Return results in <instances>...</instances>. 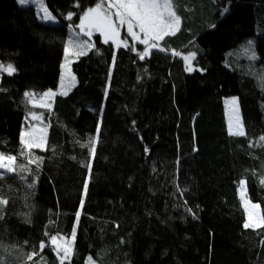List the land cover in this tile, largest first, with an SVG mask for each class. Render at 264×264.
Masks as SVG:
<instances>
[{
  "label": "trees",
  "instance_id": "trees-1",
  "mask_svg": "<svg viewBox=\"0 0 264 264\" xmlns=\"http://www.w3.org/2000/svg\"><path fill=\"white\" fill-rule=\"evenodd\" d=\"M45 1L57 22L0 0V64L16 69L0 71V153L16 157L0 176V264H58L48 246L27 259L57 234L70 264H264V228L244 227L240 198L246 181L264 214V0H179L180 30L144 60L126 33L128 48L94 34L71 63L75 87L42 108L25 93L58 89L67 42L99 2ZM232 96L243 137L228 134ZM32 113L44 149L22 143Z\"/></svg>",
  "mask_w": 264,
  "mask_h": 264
},
{
  "label": "snow or ice",
  "instance_id": "snow-or-ice-1",
  "mask_svg": "<svg viewBox=\"0 0 264 264\" xmlns=\"http://www.w3.org/2000/svg\"><path fill=\"white\" fill-rule=\"evenodd\" d=\"M19 4L25 5L29 0H18ZM79 6V5H77ZM41 11L43 13L42 19L46 21H54L56 17L51 11L41 2ZM179 0H99L94 7H89L83 13L80 18V23L76 27L80 30L79 34L89 39H77L73 41L68 40V45L75 49L73 54L85 55L88 50L92 48L90 38L94 32H98L103 36V43L107 44L110 41L116 42L119 40L121 29H125L126 34L135 42L143 45L142 51L138 52L139 59L144 60L152 54L153 50L166 51V48L161 47V42L165 37L175 35L181 27L182 17L178 14ZM75 15L73 12L67 14L69 20ZM124 46L128 48L127 41L121 40L117 47ZM133 50V49H129ZM66 52L68 49L65 50ZM97 51H99L97 49ZM174 54L180 56L181 53L175 52ZM196 53L192 52L186 56H182V59L187 62L186 70L189 72L196 69L192 66L191 61L194 60ZM114 64V58H113ZM2 67V66H0ZM66 67V65H65ZM9 75L13 74L16 69L12 65H8L3 69ZM69 84L67 87H71V82L74 81V77L68 75ZM62 87H65L62 85ZM56 93L48 91L43 94L44 97L51 98ZM61 94L66 95L67 91ZM25 96L32 101L33 93H25ZM34 106L35 102L33 101ZM229 107V119H228V134L230 136H245L246 132L243 127L241 117L239 114L238 101L233 98L231 101H226ZM40 107L50 108V104L41 103ZM33 119L37 122L42 121V116L35 113L31 114ZM135 123V122H133ZM26 139L22 140L25 149H31L32 147L41 148L46 143V134L44 129H38L33 127L32 131L26 133ZM261 142H264V136L260 138ZM98 140H90L91 145L90 155L95 156V144ZM196 149H194L195 151ZM147 151V149H145ZM37 160L29 158V163H36ZM15 156H7L0 153V169L12 172L15 170ZM26 167V166H25ZM89 173L91 172V166L88 165ZM3 172H0V176ZM246 181H241L240 198L243 201L245 211L247 212V221L244 224L245 228L260 229L264 228V214L257 211L260 208L258 203H253L247 198V193L244 191V185ZM87 182L84 185V193H87ZM8 201L0 199V205H7ZM191 212V209H188ZM195 216V213H192ZM2 218V217H0ZM78 219V217H77ZM47 235V233L45 234ZM75 239V232L72 233V240ZM59 241V242H58ZM52 247L55 255L59 258L58 264H65V261H69L73 252V244L66 238L57 235L50 237L49 243L46 245L44 241H41L38 245L37 251L30 253L27 257L31 260L38 253H42L45 247ZM89 264H95L93 259L89 257Z\"/></svg>",
  "mask_w": 264,
  "mask_h": 264
},
{
  "label": "rangeland",
  "instance_id": "rangeland-1",
  "mask_svg": "<svg viewBox=\"0 0 264 264\" xmlns=\"http://www.w3.org/2000/svg\"><path fill=\"white\" fill-rule=\"evenodd\" d=\"M41 2L48 8V6H47V4H46V1L45 0H29V2L28 3H26L25 5H34V6H36L37 7V9H38V13H39V15H40V17H42V15H43V13H42V11H41V7H40V4H41ZM95 5H93V6H91V7H94ZM49 9V8H48ZM87 10V9H86ZM85 10V11H86ZM84 11V12H85ZM83 12V13H84ZM83 13H82V15H83ZM82 15L80 16V18L82 17ZM44 20V19H43ZM44 21H46V20H44ZM58 20H57V18L54 20V21H47V22H57ZM77 23L79 24L80 23V19L77 21ZM73 32V31H72ZM123 33H126V31H125V29H121V32H120V37H119V40L118 41H116V42H112L114 45H115V47H117V44H119V42L121 41V40H123V41H127V43L129 44V40H128V38L127 37H125L124 35H123ZM79 34V32L77 31V30H75V32L74 33H72V35H71V37H70V39H72L73 41H76L77 39H89L88 37H83L81 34L80 35H78ZM94 34H100V33H98V32H94L93 34H92V36L94 35ZM101 35V34H100ZM102 36V35H101ZM102 39H104L103 38V36H102ZM90 40H91V38H90ZM111 42V41H110ZM138 43V42H137ZM92 44V43H91ZM122 46V45H121ZM121 46H119V47H121ZM66 49H68V51L66 52V57H65V62H64V64H63V68H62V74H61V80H60V86H59V88H58V90H56V91H52V92H54V93H56L53 97H51V98H48V97H44V96H42V97H40V98H36V97H34V95H33V98H32V101H31V104L32 105H34V103H33V101L35 102V106L37 105V107L41 104V103H44V104H50L51 106H52V102H53V99H54V97L57 95V94H60V95H63V94H61L62 92H64V91H67V94L75 87V85L77 84V80H76V78H75V76H74V74H73V72H72V70H71V63L77 58V57H79L80 55H77V54H73L74 52H75V49L74 48H71L69 45H67V48ZM89 51V50H88ZM87 51V52H88ZM192 62V61H191ZM187 63V62H186ZM8 65H12V64H10V63H1L0 64V66H2V67H0V71H4L3 69L4 68H7V66ZM65 65H66V67H65ZM13 66V65H12ZM15 68V67H14ZM4 72H6V71H4ZM7 73V72H6ZM71 75L72 77H74V81H72L71 82V87H67V85L70 83L69 82V80H68V75ZM62 85H64L65 87H62ZM233 98H236L237 99V101H238V98L237 97H234V96H232V97H228V98H226L225 99V114H226V119H227V123H228V119H229V105L228 104H226V101H231ZM42 108H47V107H42ZM238 108H239V114H240V117H241V121H242V116H241V112H240V106H239V101H238ZM36 114V113H35ZM38 115V114H37ZM43 121V120H42ZM37 122L35 119H33V117H32V115H31V118L30 119H28L27 120V126L23 129V131H22V140L23 139H26L27 137H26V133H29V132H31L32 131V129H33V127H35V128H38V129H44L45 130V134H46V137H47V127L45 126V124H43V122ZM242 124H243V122H242ZM243 127H244V125H243ZM45 145H46V143L44 144V146L43 147H41V148H36V147H32L33 149H44L45 148ZM5 157H7V155H4ZM3 171H6V170H2V169H0V172H3ZM243 202V201H242ZM243 206H244V204H243ZM257 211H259V212H261V210H260V208L257 210ZM247 213V212H246Z\"/></svg>",
  "mask_w": 264,
  "mask_h": 264
},
{
  "label": "crops",
  "instance_id": "crops-1",
  "mask_svg": "<svg viewBox=\"0 0 264 264\" xmlns=\"http://www.w3.org/2000/svg\"><path fill=\"white\" fill-rule=\"evenodd\" d=\"M77 25H78V23H77ZM76 30H77L78 32H80V30H79L78 28H76ZM81 35H82V34H81ZM82 36H83V35H82ZM83 37H84V36H83ZM59 86H60V85H59ZM58 88H59V87H58ZM56 90H58V89H56ZM56 90H49V91H56ZM47 92H48V91H47ZM45 93H46V92H45ZM57 95H58V94H57ZM57 95H56V96H57ZM56 96H55V97H56ZM55 97H54V98H55ZM53 100H54V99H53ZM36 106H37V105H36ZM38 107H40V106H38ZM50 108H51V107H50Z\"/></svg>",
  "mask_w": 264,
  "mask_h": 264
}]
</instances>
